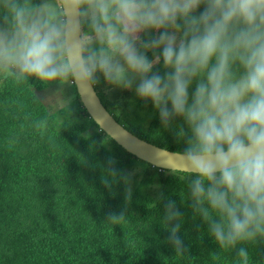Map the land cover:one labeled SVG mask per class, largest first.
<instances>
[{"label":"clouds","instance_id":"obj_1","mask_svg":"<svg viewBox=\"0 0 264 264\" xmlns=\"http://www.w3.org/2000/svg\"><path fill=\"white\" fill-rule=\"evenodd\" d=\"M0 70L18 83L35 77L93 94L102 79L150 102L184 143L157 153L178 158L181 167L167 164L170 172L190 178L194 217L220 247L241 245L236 259L249 264L243 245L264 239V0H0ZM53 95L48 112L67 107L62 88ZM177 117L186 127L173 124ZM113 164L106 187L116 178ZM181 216L166 199V239L180 254Z\"/></svg>","mask_w":264,"mask_h":264},{"label":"trees","instance_id":"obj_2","mask_svg":"<svg viewBox=\"0 0 264 264\" xmlns=\"http://www.w3.org/2000/svg\"><path fill=\"white\" fill-rule=\"evenodd\" d=\"M156 70L163 72L159 65ZM48 87L62 88L71 97L69 106L48 112L40 96ZM96 87L110 112L135 134L169 151L183 149L176 129L161 126L150 102L141 100L151 111L144 128L123 115L132 91L112 90L102 79ZM37 120L46 121L43 129L31 126ZM173 124H181L180 118ZM93 128L96 132H90ZM13 134L18 139L9 146ZM110 159L116 178L106 187ZM188 179L122 148L84 108L75 85H45L35 77L18 83L0 70V264H240L241 245L230 251L220 247L207 223L194 217ZM166 199L174 200L182 214V254L166 239ZM121 213L123 219H110ZM243 246L250 252L249 264H264V239Z\"/></svg>","mask_w":264,"mask_h":264},{"label":"water","instance_id":"obj_3","mask_svg":"<svg viewBox=\"0 0 264 264\" xmlns=\"http://www.w3.org/2000/svg\"><path fill=\"white\" fill-rule=\"evenodd\" d=\"M76 90L84 108L88 110L91 117H93L100 127L108 133V135L115 139L122 148L136 156L138 159L143 160L157 168L170 171L169 166L175 168L181 167V163L178 158H173L169 161L166 158L161 157L157 153V149L160 148V146H157L151 143V141L138 136L123 123L117 120L112 112H110L109 108L105 105L96 86L94 94L90 92L82 93L77 87Z\"/></svg>","mask_w":264,"mask_h":264},{"label":"rangeland","instance_id":"obj_4","mask_svg":"<svg viewBox=\"0 0 264 264\" xmlns=\"http://www.w3.org/2000/svg\"><path fill=\"white\" fill-rule=\"evenodd\" d=\"M56 87H48L45 90L40 91V96L44 99L46 102V105L48 106L50 102L54 101L56 97L53 95L54 90H57ZM110 89H118L115 87H111ZM123 90V89H122ZM63 97L71 98L64 90H63ZM148 102H146L147 104ZM69 106V104H67ZM123 115L125 120H128L129 123H134L138 126L147 127L150 121L151 117V111H150V105L142 106L141 105V99L137 98L135 95L127 96L124 100V108H123ZM90 132H96V129L93 128L90 130ZM139 177L141 179H144L147 176V173L142 169ZM150 179L155 180L150 177ZM144 204L142 205V207Z\"/></svg>","mask_w":264,"mask_h":264},{"label":"bare ground","instance_id":"obj_5","mask_svg":"<svg viewBox=\"0 0 264 264\" xmlns=\"http://www.w3.org/2000/svg\"><path fill=\"white\" fill-rule=\"evenodd\" d=\"M151 124V123H150ZM165 183V182H164ZM164 185V184H163ZM166 185V184H165ZM159 190V189H158ZM158 190H157V192H158ZM154 199V198H153Z\"/></svg>","mask_w":264,"mask_h":264}]
</instances>
